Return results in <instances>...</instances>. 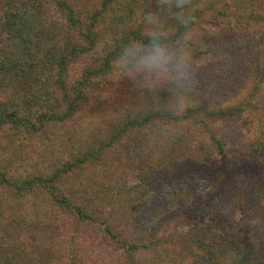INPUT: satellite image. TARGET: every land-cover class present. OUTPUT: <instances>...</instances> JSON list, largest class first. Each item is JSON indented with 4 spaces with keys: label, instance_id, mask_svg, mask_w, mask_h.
Listing matches in <instances>:
<instances>
[{
    "label": "rangeland",
    "instance_id": "374dc122",
    "mask_svg": "<svg viewBox=\"0 0 264 264\" xmlns=\"http://www.w3.org/2000/svg\"><path fill=\"white\" fill-rule=\"evenodd\" d=\"M10 1L18 5L27 0H0V7ZM43 1L54 25H63L62 13L53 7L55 0ZM102 1L76 0L89 17L101 10ZM140 1L142 5L146 0ZM147 2L144 8L154 5V11L164 6V0ZM191 2L187 14L196 18L190 49L197 86L179 110L163 81L132 82L115 64L104 76L92 78L88 69L98 67L102 54L90 50L68 63L65 93L79 92L82 103L67 122L49 124L39 133L27 134L29 130L10 125L0 130V173L20 183L63 169V194L78 205L88 204L85 212L94 214L95 220L87 221L64 213L45 216L43 225L21 231L32 237L25 247L33 254L40 251L45 264H190L189 252L197 244L211 243L213 237L234 233L245 242L264 235V0ZM160 18L165 19L163 13ZM161 26L173 29L167 36L176 32L168 24ZM62 33L41 35V48H50L49 39L62 44ZM76 36L80 48L88 47L80 34ZM8 88L0 87L5 108L13 101ZM153 108L163 110L164 116L152 120ZM120 132H125L120 139L110 141ZM76 157L73 163L79 167L73 169ZM230 168L231 174L220 177ZM204 171L218 174L223 199L212 196L215 189L209 187V179L193 185L182 178ZM171 174L178 175L177 181L166 183ZM158 181L165 191L155 198L152 188ZM194 194L203 197V207L195 203ZM25 200V210L35 202L42 204L34 196ZM9 208L0 214V224L11 232L5 236L13 245L19 229ZM145 211L146 218L163 220V231L153 239L145 233ZM109 232L122 243L110 240ZM133 245L151 247L142 251ZM128 247L133 255L127 253ZM232 258L221 260L226 264Z\"/></svg>",
    "mask_w": 264,
    "mask_h": 264
},
{
    "label": "trees",
    "instance_id": "16d2710c",
    "mask_svg": "<svg viewBox=\"0 0 264 264\" xmlns=\"http://www.w3.org/2000/svg\"><path fill=\"white\" fill-rule=\"evenodd\" d=\"M119 1L103 0L101 10L93 12L89 17L87 15L89 13L83 7L80 8L76 0H55L53 7L59 10L65 19L61 26L54 25V21L49 18V11L43 10V3H46L43 0H27L18 3V5L10 1L0 7V87L8 90L10 87L13 91L11 92L13 94L10 95L13 101L7 104L8 107L5 108L2 103L0 104V130L10 125L16 129L29 130L27 134L39 133L49 124L67 122L82 103V97L78 95L79 92L77 95L65 93L68 63L79 52L94 50V52L99 51L102 54V61L97 64L98 67L95 70L93 68L88 69L92 78H98L110 71L115 64L116 55L125 43L146 40L147 33L153 28H159L167 42H175L181 29L163 5L161 9L154 11V5L147 9L144 8L145 4L150 3L147 0L143 1L142 5L139 4L140 0H125L124 4H118ZM191 1L194 0H188V5L184 10L186 13L192 5ZM152 8L153 10H151ZM145 12H150L158 17L163 13L165 19L160 18L158 25H147L143 21ZM139 13H141V18L138 16ZM163 23L176 29V32H171L172 34L169 32L167 36V32L173 29L163 28L161 26ZM60 30L65 37L62 44H53V40L49 39L48 47L50 48L43 50L40 40L38 41L39 37L41 35V37L53 35ZM76 33L80 34L81 39L88 47L80 48V40H76ZM70 36L73 37L69 38ZM103 40L104 42H102ZM101 42L104 44V46L101 45L102 47L100 46ZM25 48L32 50L28 52L25 51ZM79 85L82 84L79 83ZM62 95L63 97H61ZM233 110L230 111L233 112ZM153 111L151 112L154 113L152 120L164 116L163 110L157 111L156 108H153ZM189 111V109L186 110L188 113ZM124 133L120 132V136H111L110 141L115 138L120 139ZM213 141L217 145L219 153H223L220 142L215 139ZM87 152L93 155L92 150L89 149ZM74 153L78 154L79 152L75 151ZM73 162H77V157L71 162L72 165H74ZM77 167L79 164H75L72 168L76 169ZM232 169L234 168L225 170L220 174V177L231 174L230 170ZM64 173L65 170L62 169L53 173L50 172L45 178L43 176H31L20 183L12 182L6 175L0 173V214L12 206L11 210L9 208L7 212L12 211L14 216L12 223L14 221L15 229H19L15 232L17 234L15 242L10 245L7 243L8 239L5 233H8L7 236L10 237L11 232L7 231L6 226L0 224V230H2L0 235V264H45L41 259L42 253L40 251L33 254L34 252L32 253L30 248L25 247V242L30 241L32 237L27 235V231L21 233L28 226L37 228L46 223L45 216H57L64 213L77 221L95 220L92 212H85L88 209V204L78 205L66 194H63L62 184L65 180H63L62 175ZM209 174L208 171H204V173L191 172L182 178L193 181V185L196 181L209 179L211 182L208 184L209 187L215 189L212 196L218 197L217 199L220 200L223 199L221 197L225 194L224 190L221 195L220 185L216 183L220 179L218 174L216 177ZM177 176L171 174L170 177H167L171 180L167 179L166 183L177 181ZM158 183L160 181L152 188L155 198L160 197L165 191L164 186H160L161 184ZM193 185L188 187L189 190H192ZM30 196L42 200V204L39 206L38 202H35L31 210L29 208L25 210L23 203L26 201L25 198ZM193 197H195V203L197 202L200 207L204 206L203 197L197 194H194ZM25 217L29 218L27 225L24 224ZM144 217H147L146 211ZM144 225L147 226L145 233L147 237L151 236V239L161 234L164 227L163 220L154 221L150 215L145 219ZM262 228L264 230V217ZM109 233L110 240H114L115 243H122L116 241L118 238L115 234ZM195 235L194 233L191 234L190 240L194 241ZM255 240V242L253 240L244 242V240L239 239V235L234 233L225 237L222 235L213 237L211 243L197 244L189 252L190 264H224L221 259L229 255L230 257L234 256V258L226 264H260L262 260L264 261V235L261 238L256 237ZM126 245L123 243L124 247ZM132 247L143 251L151 246L133 245ZM127 253L132 254L129 247ZM259 253L262 254V260Z\"/></svg>",
    "mask_w": 264,
    "mask_h": 264
},
{
    "label": "clouds",
    "instance_id": "9594fccd",
    "mask_svg": "<svg viewBox=\"0 0 264 264\" xmlns=\"http://www.w3.org/2000/svg\"><path fill=\"white\" fill-rule=\"evenodd\" d=\"M188 0H164V8L181 29L174 43L167 42L159 28L147 33L144 41L125 43L115 57V68L132 82L142 79L149 84L165 82L179 110L197 86L196 69L191 61V32L195 17L184 10ZM174 10V11H173ZM145 24H159V17L150 12L143 15Z\"/></svg>",
    "mask_w": 264,
    "mask_h": 264
}]
</instances>
